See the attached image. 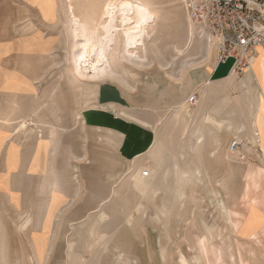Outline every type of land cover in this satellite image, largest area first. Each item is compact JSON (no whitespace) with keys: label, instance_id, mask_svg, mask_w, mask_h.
<instances>
[{"label":"rangeland","instance_id":"374dc122","mask_svg":"<svg viewBox=\"0 0 264 264\" xmlns=\"http://www.w3.org/2000/svg\"><path fill=\"white\" fill-rule=\"evenodd\" d=\"M138 1L145 14V18H140L137 22L138 30H141L146 23L143 41H139L136 49L125 52L126 59L117 65L121 80L84 81V84H90V98L98 100L99 106L112 103L121 110L120 113L118 112L120 116L127 120L129 114L123 113V110L132 109L142 120H150L152 115L158 116V120L167 110L168 113L175 109L180 110L178 105L168 109L170 105L179 102L182 104L185 102L191 110L195 109L200 92L204 84L210 80L211 71L216 66L215 45L206 43L204 38L193 29L182 0ZM54 2L56 5L54 17L46 20L38 7L31 5L28 0H0V46H3L0 50V83H3L6 77L10 79L9 71L13 69L22 71V67L31 73L19 76L22 81L29 80L30 75L34 76L31 79L34 81L36 76L42 74L40 81L35 82L38 101L37 99L34 100L37 101L36 103L32 101V105L40 107V112L37 116H30L29 113L27 118L28 124L31 120L37 127L28 126L26 132L20 133L18 142L21 145L22 142L29 143L31 152L36 149L40 139L49 137L50 128L47 126L58 129L61 135V147L56 158V166L62 170H69L68 181H71V186L66 187L64 191H70L71 200H73L69 203L67 201L63 206L62 213L52 228L51 239H47V244L51 245L49 251L46 249V253L40 255L33 234V222L24 227L29 216L21 228L22 230L30 228V237L29 235L11 236V245L15 249L11 253L4 245L5 258L9 260V263L45 264L47 261V264H67V241L72 232V225L81 222L90 213H94V220L88 222L85 229V234L89 238L85 264L92 262L91 253L96 248L101 254L93 264H194V252L191 248L194 238L200 236L202 223L211 224L217 217V211L212 205H218L219 198L215 196L216 192L225 196L232 210L239 211L240 217L235 220L238 227H242L253 213L252 220L262 223L264 180L261 191L256 192L253 182L245 181V173L248 164L253 168L264 169V156L259 155L257 150L259 144L251 142L249 134L245 133L241 138L244 144L240 153L236 154L237 158L233 160L231 158L227 165H221L209 173H203L205 183L201 186L198 185V180L185 184L177 181L180 175L190 174V169L198 172L196 166L198 163L194 156H191L192 158L188 156L186 162L176 168L174 178L170 181L169 188L172 190L170 198L176 194L180 199L173 208L166 203L167 194L157 197V203L152 201L153 199L147 201L140 197L135 187L131 188L133 186L129 182L128 187L121 192L122 203L126 208V215H123L118 230L122 233H117L110 239L109 233L103 229L99 221L103 209L109 204V200L106 199L107 189L111 191L116 187L122 175L128 172L131 162L141 152L146 153L150 142L152 144L157 138L149 131L140 130L139 134L136 125L111 118L109 112L102 108L81 111V120H76L72 116L83 106V99L82 91L72 89L67 78H63L64 71L70 66L71 56L66 32V16L68 15L66 7L70 6V0H68L69 4L67 0H54ZM21 37L31 40L39 39L25 41L24 50H27V45H35L37 47L33 48V51L38 50V42H40L41 49L46 50L48 57H44L45 59L40 63L38 61L40 56L36 61L18 60L20 55L17 51V40ZM18 43L20 45L19 41ZM209 45L214 48L210 52V57L207 56ZM122 51L124 53V47ZM12 54L14 56L10 57ZM34 57H37V53ZM232 64V60L226 62L221 68V74L227 73ZM9 66H13V69L8 70ZM247 72L236 75L238 80L244 79ZM255 75L257 83L254 82L253 85L256 88L258 84L257 88L261 92L258 70ZM215 80L217 79L214 78L213 81ZM102 86H110L118 98L116 100L101 99ZM231 94L233 97L241 95L237 87L231 88ZM17 96L15 91H10L7 84L0 86V107L2 105L14 109L20 104V101L16 100ZM7 97L10 98L7 99ZM191 97L196 98L194 105L187 104L188 98ZM42 105L47 110H44ZM38 117L46 124L39 122ZM111 123L115 130L119 128L120 132L130 136L131 139L125 140L124 134L121 135V144H116L115 149L106 152L101 142L95 138L100 134L95 129L110 127ZM38 130L41 133H37ZM219 133L228 137L227 152L230 155L235 154L230 153V145L236 140L233 134L220 130ZM98 139H100L99 136ZM114 139L117 140V138ZM211 151L212 149H207L204 154L208 156ZM240 155H243L244 160H240ZM200 165L207 169L205 163ZM152 167L155 168L156 164L148 159L143 162L139 170L144 169L149 173ZM75 183H77V193H75ZM35 184L32 185L31 200L34 199L33 195L35 196ZM254 198H261L259 206L262 207L263 215L258 208H253L251 202ZM20 248L25 250L21 251ZM1 261L0 257V264Z\"/></svg>","mask_w":264,"mask_h":264},{"label":"bare ground","instance_id":"6f19581e","mask_svg":"<svg viewBox=\"0 0 264 264\" xmlns=\"http://www.w3.org/2000/svg\"><path fill=\"white\" fill-rule=\"evenodd\" d=\"M28 1L31 2V5L38 7L46 20H50L54 17L56 6L54 0ZM140 6L138 0H70V6L66 7L68 8L66 13L68 14L66 16V32L68 43L71 47V56L69 61L70 66L64 71L63 78H67L72 89L75 91H82L83 106L72 114L76 120L82 119L81 111L102 108L110 112V110L116 108L112 103H108V105L105 104L104 106L97 105L98 100L90 98V84H84V81L104 82L107 79L118 81L122 79L117 65L122 62V60L126 59L125 52L136 49L139 45V41H143L145 36L146 23L141 30H138L139 27L137 25L140 18H145V14ZM188 18L190 20L189 16ZM33 40L36 41L39 39L34 38ZM33 40H28L25 37L21 38L19 40V51L26 55L31 54L33 48L37 46L27 45V50H24V44L26 43L25 41L31 42ZM208 44H213L217 47L216 41ZM2 47L3 46H0V50ZM122 47L125 49L124 53ZM213 49L212 45L208 46V57H210V52ZM261 50L262 48H260L258 52H261ZM43 59L45 58L40 57L38 59L39 63L42 62ZM254 59L251 62V68L249 70L251 72H247L245 78L240 81L236 76L237 74L234 73H231L227 79L220 82L213 83L210 80L207 81L200 92L199 100L195 104L196 108L193 110L187 107L185 102L183 104L179 102L170 105L168 109L178 105L180 110L175 109L170 113H168L167 110V112L161 114V117L154 123L140 120L132 109L125 110L132 116L131 121L127 120L125 123L136 125L139 129V134L141 133L140 130L152 132L155 134L157 140L155 139L152 144L150 142L149 146L146 148L148 151L146 152L145 150L146 153L144 154L141 152L135 160L131 162L132 164L128 172L122 175L119 183L110 191V203L103 209L99 220L103 229L109 233L110 239L117 233H122L120 231L118 232V230L123 215H126V208L122 203L121 192L128 187L129 182L132 183L133 187L131 188L135 187L140 197L147 201L153 199L152 201L157 203V197H160L161 194H167L166 203L173 208L174 204L179 202L180 198L176 194L170 198L172 190L168 186L169 182L167 179L176 172V168L186 162L189 155H195L200 163H205L207 170H204L202 167L201 171L197 172L189 168L191 173L180 175L177 181L185 184L186 182L193 183L198 179L201 184L204 182L203 173H209L218 166L228 164L230 159H236V154L239 153L232 152L235 154L230 155L229 152H227L226 144L228 137L226 135H221L219 130L233 134L235 139L238 140H241L245 133L249 134L252 130L253 132L255 130L256 133L261 132V129L263 131L264 66L259 71V83L262 88L260 92L257 88L259 85L257 84L256 88L253 85L254 82L257 83L254 72ZM213 70L214 69H212V71ZM41 75L42 74L36 76L33 79L34 81L25 82L18 76H10V79L5 83L10 88V91L13 90L18 94L16 100L20 101V104L15 106L14 109H9L2 105L0 107V133H5V139H7L5 142L6 145L14 139H17L18 134L26 132L27 128H29L28 126L36 127V124L31 120L28 124L27 118L29 113L31 114L30 116H37L40 112V107L38 105H32V101L34 103L38 101L35 82L40 81ZM30 77L32 78L34 76L30 75ZM234 87L239 89L241 93L239 97H233L231 94V88ZM23 90L25 91L24 97L22 95ZM28 97L30 98L31 107H28V102L26 101ZM9 98L10 97H7V99ZM36 99L37 101H34ZM39 103L41 104V102ZM45 105L48 104L45 103ZM34 107L37 109L35 108V110H32ZM44 108L43 106V109ZM44 110L47 109L45 108ZM110 117L117 119L114 116ZM119 121L122 122L121 120ZM39 122L46 124L43 121ZM109 126L110 127H98L95 129L100 133L98 135H102L103 132L106 134L108 145L102 147L105 148L104 150L106 152L115 149L118 143L112 135L124 134L125 140L131 139L130 136L120 132L118 127V130H115L116 128L112 123ZM47 128H50L49 137L40 139L36 150L32 154L26 155V157L24 156V158H26L25 162H23L25 163V165L23 164L24 170H21L23 167H20L21 171L19 170V173L24 175V179L27 173L30 172L34 174V170L37 169L39 165H42L44 173H42L38 192L41 195L47 194L51 196V200L55 202L54 204H47L45 206L44 225L42 224V217H39L38 214H36L34 220L33 216H30L27 223L24 225L25 227L33 222V232L37 239L36 243L41 256L46 253V247L43 244L47 243V239H51L50 233L55 218L52 208L60 201H64L67 197L64 189L60 187V176L54 169V158L57 149L61 147L60 134L54 126H47ZM206 131L208 134L204 133ZM39 133H41V131ZM207 149H212L208 156L204 154V151ZM148 159L153 160L156 167L149 169V175L145 177L144 173L146 170H139V167ZM240 160L242 161V159ZM14 165L16 164L14 163ZM17 165L16 172H18L19 168V164ZM252 173V170H249L245 174L247 181H250L253 175ZM153 176L158 178L159 181L157 183L154 182ZM126 191H128V189ZM219 195L222 194L216 192L215 196L218 197ZM260 199L254 198L252 200V205L259 206ZM227 203L228 202L225 200H222L219 206L220 208H215L217 217L211 224L206 225L202 223L201 234L200 236H195L191 247L194 252V264H218L224 258H233L230 248H228V243L226 241L223 242L220 237V232L224 224H228L238 230L237 237L239 241L236 242L238 244V254L241 261L248 260L250 256L254 258L258 255L257 251L251 248L252 246L247 243V240L255 236L261 224L259 222H254L252 219H247L242 227H238V224H235V217L238 213L232 210L230 204ZM223 216L226 217L223 218ZM93 220V215H89L87 219L71 227L72 232L67 241L68 259L70 261H77L80 264H85V257L88 256L87 252L89 249V238L85 234V229L87 223ZM261 240L262 238L260 241ZM49 241L51 242V240ZM74 250H76V253L73 252ZM4 254V252L0 251V257ZM100 254V250L97 248L95 251H92L90 257L92 262H89V264L95 263V261L99 259ZM45 264H47V261Z\"/></svg>","mask_w":264,"mask_h":264},{"label":"crops","instance_id":"0c3cea01","mask_svg":"<svg viewBox=\"0 0 264 264\" xmlns=\"http://www.w3.org/2000/svg\"><path fill=\"white\" fill-rule=\"evenodd\" d=\"M21 38H24V37H21ZM21 38H19L17 40V51L20 55L17 58L18 60L26 59V60L36 61L38 56H40L41 58L47 57L46 50L43 48L41 49V47H40V42H38V50L32 51V53L29 55H26L25 53H21L18 50V45H19L18 41ZM28 40H31V39H28ZM216 49H217V47H216ZM35 53H37V57H34ZM51 54H52V52H51ZM12 56H14V54H12L10 57H12ZM254 58H256V59H254ZM254 58H253L254 59L253 64L255 66L254 71L255 72L257 70L260 71L264 66V48H262L261 52H258V54ZM8 60H9V57H8ZM222 66H224V64L218 65L216 62V67L214 68V70L210 74L209 79L211 82H213V83L214 82H220V81H223V80L228 78V76L230 75L231 67L227 73L221 74ZM7 69L8 70L13 69V66H9V67H7ZM44 69L46 70L47 68L45 67ZM8 74H9L8 76H11V77L12 76H18L19 77L22 75H29L31 73L26 68L22 67V71H15V69H13L12 71H9ZM214 78L217 80L213 81ZM31 79L32 78L29 76V80H25V81H31ZM8 80H9V77H6L5 80L3 81V83H0V86L6 85L5 83H7ZM25 81H23V82H25ZM22 95L24 97V95H25L24 90L22 92ZM100 96H101V99H103V100H108L111 98L116 100L118 98L116 96L115 91L111 87H106V86L102 87V90L100 92ZM189 99L190 98H188V100ZM26 101L28 102V107H31L29 97ZM187 104H188V101H187ZM118 112L120 113L121 110H118L117 108H115L113 110H110L109 114H110V116H114L115 118H117V119L121 120L123 123H125V121H127V119L122 118ZM122 112L128 114V112H126V111H122ZM157 118H158V116L152 115L150 120L148 119V120H143V121H148V122L154 123L157 120ZM131 119H132V116L129 114L128 120L131 121ZM39 120L43 121L41 118H39ZM140 120H142V119H140ZM39 132H40V130L37 131V133H39ZM258 133H256L255 130H254V132L252 130L249 133V138H250L251 142H254V144H259L258 149H257L259 152V155L264 156V123H263V131L261 129V132H258ZM49 135H50V132H49ZM105 135L106 134L103 132L102 135H97L95 137V138H97V141L101 142L102 146L108 145L107 144L108 141H107V138ZM20 136H21V134H18L17 139H14L12 142H9V144L6 145L5 144V142L7 140V139H5L6 135H5V133H0V230H1V232H0L1 233V235H0V251H2L4 253L6 251V248H4V245L7 246V250L10 253L15 250L11 245L12 244V239L10 238L11 236H13V235H29V237H30V235H31L30 228H27L26 230H22V228H21L22 224L24 223V221L26 219H28L29 216L33 215V220H34L36 218V214H38L39 217H42V220H43L42 224L44 225V223H45V218H44L45 217V206L47 204H54L55 203L51 200L52 199L51 196H48L47 194L41 195L38 192V189L40 188V182L42 179V173H44V168L42 165H39L38 168L34 170L35 171L34 174H31L30 172L27 173V175L25 176L24 179H23L24 175L19 173L21 170H24L23 164L25 165V163H23V162H25V159H26V158H24V156L26 157V155H30L36 150L35 149V150L30 152L29 151V146H30L29 143H23L22 142V145H21V143L19 144L18 138ZM98 136L100 139H98ZM112 136L114 138H117V142H118L117 145L121 144L122 137L120 134L119 135H112ZM46 138H48V137H46ZM60 138H61V135H60ZM123 138H124V136H123ZM104 139H105V141H103ZM59 148L57 149V153H56V156L54 158L55 159L54 169L60 176L59 177L60 178L59 181L61 183L60 187L63 189H65L66 187L70 188V186H71L70 182L71 181H68L69 177H70V174L68 173L69 170H62L56 166L57 165L56 164V160H57L56 158L58 156ZM244 148H245V146H244ZM246 148H247V146H246ZM259 149H260V151H259ZM191 156L195 157V155H189V157H191ZM22 158H23V160H22ZM118 158H120L119 154H118ZM195 159L198 163L196 165L198 167L197 170L201 171L203 165H200L202 163H200V161H198L196 157H195ZM14 163L16 165L19 164L18 172H16L17 171L16 167L18 165L16 166V165H14ZM20 167L21 168L23 167V169H21ZM249 170H252V172L255 170V172L252 173L253 175H252L250 181L253 182L255 191L260 192L262 185H263V180H264V169L263 168H253L250 164H248L246 173ZM74 172L75 171H73V173ZM35 173H38L40 175L35 174ZM174 174H175V172L172 174V176L170 178L167 179L169 182V185H168L169 187H170V181L173 180V178H174ZM72 176H73V174L71 173V177ZM74 176H76V175L74 174ZM153 177H154V182L157 183L159 181L158 178L155 176H153ZM22 179H23V184H22ZM71 180H72V178H71ZM197 180H196V182H197ZM245 181L249 182V181H247L246 178H245ZM34 183H36L35 184L36 185L35 186V196L33 195L34 199L31 200L30 197L32 196V193H33L32 192V185ZM204 183H205V181L200 184L199 180H198V185H202ZM69 192L70 191H67V192L65 191V194L67 196L66 199L64 201H60L58 204L55 205V207L52 208V210H54V217H55L53 220V226L57 222V219L59 218L60 213H62L63 206L66 205L67 201H68V203L70 201H73V200H71L72 196L70 195ZM75 193H77V183H75ZM75 193H74V195H75ZM217 198H219L218 205L212 204L214 206V208L219 207L222 200H225L227 202L224 195H219ZM106 199L110 200L109 189H107ZM109 203H110V201H109ZM227 204H229V202ZM253 208L254 209L258 208V211L260 212V214L263 215L261 213V208H262L261 206L254 205ZM236 212L238 213V215L235 217V219H238L240 217V215H239L240 213L238 210ZM93 214L94 213H90L89 215H93ZM89 215H87L85 219H87ZM225 217L226 216H223V218H225ZM253 217H254V213L251 214L247 219H253ZM263 217H264V215H263ZM77 224H74V225H77ZM204 224H206V223H204ZM260 224H261V227L259 228V231L255 234V236L252 237L253 239L251 238L250 240H247V243H249V245L252 246L251 248H253L254 250L257 251L258 255H256L254 258H252L250 256V258L248 260H242V261L239 258L238 244L236 242V241H239L238 240L239 238L237 237L238 236V233H237L238 230L235 227H231L228 224H224L222 227V231L220 232L221 233L220 237H221V240L223 242L226 241L228 243L227 245H229L228 248H230V251L233 255V258H224L218 264H264V218H263V222ZM74 225H72V226H74ZM206 225H209V224H206ZM40 233H41V231H40ZM33 234H34V232H33ZM261 238H262V240L260 241ZM36 241H37V239H36ZM29 245H30V241H29ZM43 245L46 247L47 251H49L51 245L49 243L48 244L44 243ZM235 247H236V249H235ZM19 250L22 251L25 249L20 248ZM32 252H33V249H32ZM73 252L76 253V250H74ZM1 258H2L1 264H10L9 260L5 258V254ZM66 258H67V264H78L77 261H70L68 259V247H67ZM17 264H21V263L19 262Z\"/></svg>","mask_w":264,"mask_h":264},{"label":"built area","instance_id":"2783aa9c","mask_svg":"<svg viewBox=\"0 0 264 264\" xmlns=\"http://www.w3.org/2000/svg\"><path fill=\"white\" fill-rule=\"evenodd\" d=\"M197 34L208 43L216 41L217 64L232 60L231 73L243 75L264 48V0H182ZM195 97L189 99L194 105ZM234 140L231 152L241 151ZM241 159L244 160L241 155ZM149 173L144 174L148 177Z\"/></svg>","mask_w":264,"mask_h":264}]
</instances>
